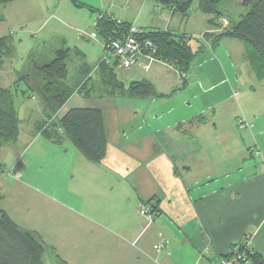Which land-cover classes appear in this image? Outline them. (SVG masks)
<instances>
[{
  "label": "crops",
  "instance_id": "0c3cea01",
  "mask_svg": "<svg viewBox=\"0 0 264 264\" xmlns=\"http://www.w3.org/2000/svg\"><path fill=\"white\" fill-rule=\"evenodd\" d=\"M116 1L111 12L105 7L100 12L140 30L160 28L195 34L188 29L189 20L184 21V17H191V11L178 19L156 0H120L122 3L115 6ZM131 6L134 12L125 15ZM116 7L123 12H115L122 18L113 13ZM145 13L149 18L144 21ZM200 17L207 22L206 15ZM207 31L220 32L221 26ZM90 37L97 36L91 33ZM233 39L226 37L214 47L206 43L197 55L205 57L201 69L192 68L186 85L178 90L179 72L163 60L152 62L148 69L143 62L130 68L117 66L115 72L123 83L147 79L154 85L158 95L140 98L139 102L144 112L155 107L154 120L119 126L111 137L104 117L106 154L101 162H91L105 169L106 176L100 180L106 186L101 190L107 196L106 206L115 209L116 219L118 214L125 219L133 214L137 220H77L79 228L73 235L79 248L73 254L81 264L106 255H111L114 264H219V258L247 235L252 236V251L264 258V80L257 78L245 50L242 61L236 57V47L240 51L242 46ZM63 45L83 53L79 55L82 72H98L103 89L100 96L118 97L105 91L98 67L107 54L104 45L99 53L90 55L94 60L78 45H69L67 40ZM14 59L0 69V78H6L9 86L20 72L14 66L22 64ZM122 69L129 71L127 80L119 75ZM95 89L92 82L88 93L75 94L91 96ZM32 97L38 98L35 94ZM242 119L249 125L240 127ZM68 150L66 147V154ZM89 174L97 180L96 172ZM163 186L164 193L160 191ZM152 198L149 205L158 207L154 206L157 216L145 220L139 216L138 207ZM128 209L130 213L125 211ZM163 215L168 220H158ZM81 224L87 225L83 233ZM98 227L110 232L117 248L124 245L127 250L100 251ZM82 242L89 244L86 250H81Z\"/></svg>",
  "mask_w": 264,
  "mask_h": 264
},
{
  "label": "rangeland",
  "instance_id": "374dc122",
  "mask_svg": "<svg viewBox=\"0 0 264 264\" xmlns=\"http://www.w3.org/2000/svg\"><path fill=\"white\" fill-rule=\"evenodd\" d=\"M79 1L99 10H103L105 7L111 12L113 7L111 4L115 0ZM119 3L122 2L116 1L115 6H118ZM219 8L224 13V16L219 20L221 29L229 28L232 23L236 24L240 15L248 10V7L242 4V0H222ZM190 11L191 17H184L181 13H176V16L178 19L183 16L185 22L189 20L188 29L195 32L194 35L191 34L190 36L193 45L197 46L196 37L210 27L207 22H203L201 19L200 16H205L202 12L195 7ZM115 12L120 13L122 11L116 7L113 13ZM133 12L131 6L126 10L125 15L130 16ZM115 15L117 18H122L120 14L115 13ZM100 16L98 10L92 12L90 7H75L70 0H14L0 4V36L11 35L15 51L13 50V54L8 58H15L14 60L20 61L22 64L15 65L14 68L20 70V74H24L29 71V67L31 68L30 71L33 72L32 59L33 61H45L47 58L56 57V50L63 47V40H67L69 45H78L89 54L88 58L92 60L95 58L90 55H95V51L99 53L98 49L102 45L107 52L106 44L109 40H101L100 35H97L96 38L90 37L91 33L96 32L95 18ZM145 18H149L148 13L143 16L144 21ZM185 22L184 24H186ZM235 40L242 47H240V51L236 47L234 54L242 61V58H245L242 53L245 50V44L241 40ZM25 58L30 59L26 60ZM202 58L205 57L196 56L192 67L194 70L196 66L201 69ZM67 62L69 64L68 81L73 88H76L78 80L83 74L81 71L82 58L78 54L72 53L67 58ZM128 72L126 69H122L119 71V75L127 80ZM89 75L92 77L90 82L96 84L95 92L91 96L74 94L59 112L58 120L71 107H101L106 126L109 131H112L110 136H113V132H117L119 126L125 128L129 124L136 126L138 122L154 120L155 107L144 112L139 105L140 98H125L121 95L118 97L100 96L99 91H103V89L99 85L98 72L92 71ZM28 80L31 83L34 81L32 78ZM0 81H3L0 82L1 85L9 86L8 83H5L6 78L2 77ZM146 98L149 99V97ZM22 99L24 100L22 101ZM141 99L143 100V97ZM16 102L19 115L23 120L19 138L11 143L0 140V207L5 209L22 227L40 232L46 245L56 249L55 252L60 256L59 259L50 250H47L46 264H59L60 259L69 260L71 264H81L80 259L75 258L73 254L79 248L76 247L77 243L73 235L79 228L76 224L77 220L94 219L108 223L106 220L122 218L118 214V219H116L115 209L106 206L107 196L101 190L106 184L100 180L101 177L106 176L105 169L103 166L86 159L70 141H66L64 145L55 144L40 134H34L36 123L45 118L39 97L22 98L19 95ZM128 132L131 131L128 130ZM112 143L113 140H111L110 146ZM66 147L69 148L67 154L65 153ZM87 172H96L97 180L94 181ZM160 191L164 193L165 187L163 186ZM146 205L147 207L151 206ZM125 211L131 212L130 209ZM138 211L139 216L145 220L157 216L152 210L148 214H143L141 204H139ZM132 215L130 219L122 218V220H137ZM158 220H168V218L163 215ZM85 227L87 228V225L82 226L81 224L82 233ZM97 231L100 235V242L98 243L101 247L100 251L112 253L127 250L124 245H119V249L115 246L112 235L107 229L98 227ZM88 245L87 242H82L81 250H86ZM110 256L106 255V258L92 257L88 259V263L114 264Z\"/></svg>",
  "mask_w": 264,
  "mask_h": 264
},
{
  "label": "trees",
  "instance_id": "16d2710c",
  "mask_svg": "<svg viewBox=\"0 0 264 264\" xmlns=\"http://www.w3.org/2000/svg\"><path fill=\"white\" fill-rule=\"evenodd\" d=\"M11 1L14 0H0V4ZM70 1L75 7H90L92 12L99 11L101 16L97 18L94 33L100 35L102 40H121L131 33V23L113 18L85 2ZM156 1L159 5L171 9L172 13H181L183 16L195 7L207 16V23L211 29L218 28L220 18L224 16L219 8L222 0ZM242 4L248 7V10L240 15L236 24L232 23L229 28H223L220 32H204L201 37H196L197 46L193 45L191 36L168 29L140 30L134 35L140 40L151 39L156 46L154 55L157 60L173 64L179 73H189L192 70L196 56L206 48V43L214 47L226 37L241 40L245 44L246 59L252 70L257 78L264 80V0H242ZM12 43L10 34L0 36V69L8 60L14 59L8 58L13 54V50L15 51ZM72 53L83 55L78 48L63 45L56 51V57L49 61L32 59L33 72L30 71V67L24 74L18 72V78L12 86L0 84V140L6 143L18 140L23 120L19 115L17 97L19 95L22 98L32 97L36 93L43 105L45 118L36 123L34 134H40L55 144H63L69 139L88 160L99 163L105 157L107 150L102 108L71 107L60 117V120L57 119L59 112L76 92L88 93V87L92 85L90 72H82L83 81L78 82L76 88L69 83L67 58ZM98 67L104 80L105 91L110 95L130 98L158 95L154 85L147 79L134 80L129 84L120 81L115 72L116 61L110 63L102 59ZM29 78L34 79L33 83L29 82ZM187 81L188 79L184 80L182 85L179 84L176 90L183 88ZM152 200L153 198L143 203L150 204ZM154 206L151 205L152 211H155ZM155 207L158 209L157 206ZM47 250H50L55 257H60L54 247L46 245L38 231L22 227L0 207V264H46ZM250 256L252 264H264L261 255L251 252ZM59 264H67V262L60 259Z\"/></svg>",
  "mask_w": 264,
  "mask_h": 264
},
{
  "label": "built area",
  "instance_id": "2783aa9c",
  "mask_svg": "<svg viewBox=\"0 0 264 264\" xmlns=\"http://www.w3.org/2000/svg\"><path fill=\"white\" fill-rule=\"evenodd\" d=\"M226 23V22H225ZM140 30L131 26L130 34L124 39H111L107 42V54L104 56L107 62H117L119 68H130L138 62L144 63V68L148 69L150 64L157 60L155 57L156 46L151 39L140 40L134 34ZM96 37V33H92ZM188 73H179V84L182 85L184 80L188 79ZM240 127L244 128L249 125L245 120H240ZM152 210L151 206L147 207L146 203H141V212L148 214ZM163 245V244H161ZM252 236L247 235L231 251L219 258V264H252L250 253L252 251Z\"/></svg>",
  "mask_w": 264,
  "mask_h": 264
}]
</instances>
